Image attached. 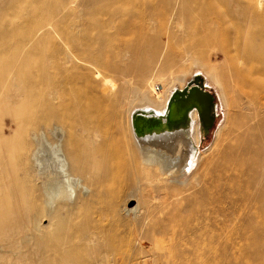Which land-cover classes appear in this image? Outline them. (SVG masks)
Listing matches in <instances>:
<instances>
[{
	"label": "bare ground",
	"instance_id": "bare-ground-1",
	"mask_svg": "<svg viewBox=\"0 0 264 264\" xmlns=\"http://www.w3.org/2000/svg\"><path fill=\"white\" fill-rule=\"evenodd\" d=\"M56 1L6 0L11 13L0 16V229L28 230L24 238L32 240L37 264L79 259L93 230L113 238L127 214L134 221L126 226L140 244L148 232L137 203L121 213L119 202L106 201L99 225L72 221L71 213L86 207L79 204L82 196L101 182L143 168L174 184L158 240L178 243L189 231L204 233L205 253L196 256L207 262L216 250L226 254L225 244L212 245L214 232L205 228L216 223L228 237L235 231L236 264H242L245 233L252 229L246 217L264 219V192L253 211L246 203L264 178V153L242 139L225 142L220 128L212 151L202 156L204 124L213 123L216 105L198 88V75L183 84L190 71L183 66L190 60L200 65L211 80L223 81L244 99L237 103L241 109L258 115L264 90L250 76L264 75V46L255 42L264 39V0H84L78 11ZM46 3L47 15L35 19ZM18 33H31V44H15ZM210 49L226 66L205 63ZM231 52L242 65L229 58ZM198 108L208 112L204 124ZM263 127L259 122L238 137ZM257 138L253 144H264L263 131ZM42 189L46 203H56L54 214L41 202ZM24 196L27 204H13ZM25 209L27 215L10 216ZM217 264H231L230 258Z\"/></svg>",
	"mask_w": 264,
	"mask_h": 264
},
{
	"label": "rangeland",
	"instance_id": "rangeland-1",
	"mask_svg": "<svg viewBox=\"0 0 264 264\" xmlns=\"http://www.w3.org/2000/svg\"><path fill=\"white\" fill-rule=\"evenodd\" d=\"M30 1L33 0H16V4L22 5L24 3H30ZM83 1L84 0H57L56 2H65L64 4L69 3L73 8L76 7L74 9L78 11ZM6 4V0H0V16L9 18L8 16L11 11L7 9L8 6H6ZM46 7L47 3L45 6H40L36 12L35 19L43 18L47 15L48 12ZM4 8H6V11H4ZM2 11L6 13L5 16L1 13ZM54 12H56V10H53L52 14H54ZM2 17H0V20H2ZM23 20L24 17L21 15L16 19V22L20 23L23 22ZM259 29H264V22L261 21ZM150 33L154 34L153 31ZM18 39H24V43L28 41L31 44L32 42L30 40L31 33H18L16 35L13 41L15 44L20 45ZM161 41H164V39L161 38ZM255 42L264 46V39H256ZM213 52V49L209 50V53H211L210 58L203 55L204 61L207 59L205 63H209L213 66L216 65L219 68H221L222 65L226 66L221 55H212ZM228 56L229 58H233L236 63L241 64V60L237 59V55L234 52L229 53ZM262 59H264V56ZM252 63L254 64L256 62L253 61ZM29 68H35V65L32 64ZM183 68L190 69V71L186 73L183 84L189 82L194 75H199L205 90L212 95L213 103L216 105L215 119L212 125L206 129L201 136L202 140L199 151L202 153V156L212 151L210 146L216 131L220 128H222L226 134L225 142L242 139L241 141L249 143L252 150L258 149L260 152L264 153V144H262V142H257V145L252 143L255 138L256 141L258 140V134H261L262 131L264 132V127L260 128L258 132L253 133L254 135L244 136L242 134L238 137L239 132L246 130V133L249 134L251 133L250 127L253 126L254 128L257 123L264 122V109L258 111V115L246 109H241L237 103L239 101H241L240 103L244 102V99H238L235 94L230 91L229 85L228 87L223 86L225 85L223 81L219 84L211 80L200 68V65L197 66L193 64L192 60L188 61ZM250 77L260 82L262 90H264V75L257 73ZM177 86H179V82L173 84L170 91ZM259 95H264V91L260 92ZM250 113L252 115L249 116ZM173 185L171 179L167 180L163 175L152 176L143 168L132 171L125 170L101 182L98 186V190L92 191L87 196H82V201L79 204L83 205L86 203V207L80 209L79 212L75 211L71 213L72 221L82 222L86 219V222L99 225L103 217L106 216L104 208V203L106 201L112 200L119 202V212L121 213H124L123 210L125 208L134 206L137 203L136 211L139 217L142 215L146 216L145 229L148 232V236L142 240V243H140L142 245L134 240L137 237L136 232L133 229L130 231L126 226L128 222L134 221V218H131L130 215L127 214L125 215L127 221L124 222V224H126L117 223V230L114 237H109L115 244L113 249L108 246V242L110 241L106 239L103 231L93 230V241L84 244L82 253L79 255L80 258L69 262L63 261L59 264H217L220 259L225 256L230 258L231 264H236V259L238 258V244L236 234L234 233L235 231H232L231 235L228 237L225 231L221 230V225L216 223L205 225V228L212 229L214 232L215 241L212 240V242H214L212 245H216L218 248L220 246H218L217 243L220 241L225 244L226 254L221 252V250H216L217 252L211 255V258L207 260L208 263L205 261L206 258L199 260L198 257L205 253L204 246L208 239L204 233L199 234V231L195 233L189 231L186 234L187 238L178 243H171L170 241L161 242L156 238L155 232L159 228H164L167 223L163 210L164 205L170 201L169 193ZM22 186L25 188L27 185L24 184ZM255 189L256 188H252L246 201L247 205L250 207L248 211H253L257 194L264 192V178L260 185L257 186V189ZM41 193L43 195L41 202L44 208L50 211L51 214H54V206L56 203L47 204L48 197L45 190L42 189ZM24 202L27 204V196H24V198L13 204L21 205ZM19 213L28 214L27 209L13 210L10 216L14 217ZM183 214H186V212ZM243 218L245 219V217ZM246 218H248L246 223L249 224L252 229H249L245 233V241L242 249L244 252L242 264H264V230L260 231L264 226V219L262 222L261 218L255 216H253V218ZM233 219L234 217L231 215L228 224H231ZM41 223L45 225L47 220L43 219ZM105 223L106 220L104 221V224ZM27 233L28 230L26 229H23L21 232L17 231L11 233H8L6 228L0 229V264H37L34 258V244L32 240L24 238V235ZM196 254L198 256H196ZM43 264H48L46 259H44Z\"/></svg>",
	"mask_w": 264,
	"mask_h": 264
},
{
	"label": "water",
	"instance_id": "water-1",
	"mask_svg": "<svg viewBox=\"0 0 264 264\" xmlns=\"http://www.w3.org/2000/svg\"><path fill=\"white\" fill-rule=\"evenodd\" d=\"M197 80H198V82H196V83L198 84V88L200 89V91H201L203 94H210L208 91L202 89L203 84H202V80H201V78H200L199 75H198ZM195 86H196V85L192 86L191 88H193V87H195ZM191 88H190V90H191ZM190 90L188 91V93L190 92ZM212 98H213V97H212ZM212 103H213V101H212ZM192 106H195V105L193 104ZM192 106H190V108H191ZM198 111H199L200 116H201V121H202V123L204 124V122H206V120H204V117H202V114H204L203 112L205 111V114H204V115H208V114H207L208 112H206V108H204V109H199V108H198ZM211 123H212V120H211V122H210L209 124H206V125L204 124L205 129H208V128L212 125Z\"/></svg>",
	"mask_w": 264,
	"mask_h": 264
}]
</instances>
